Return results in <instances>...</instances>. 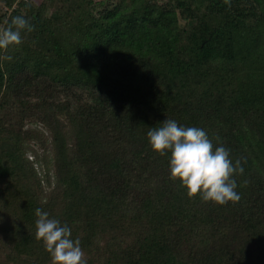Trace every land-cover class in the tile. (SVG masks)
<instances>
[{
  "label": "trees",
  "instance_id": "16d2710c",
  "mask_svg": "<svg viewBox=\"0 0 264 264\" xmlns=\"http://www.w3.org/2000/svg\"><path fill=\"white\" fill-rule=\"evenodd\" d=\"M34 26L0 56V264H51L35 209L85 264H264V0H0ZM166 118L243 174L189 198L154 152Z\"/></svg>",
  "mask_w": 264,
  "mask_h": 264
},
{
  "label": "clouds",
  "instance_id": "9594fccd",
  "mask_svg": "<svg viewBox=\"0 0 264 264\" xmlns=\"http://www.w3.org/2000/svg\"><path fill=\"white\" fill-rule=\"evenodd\" d=\"M33 29L24 15L13 16L6 27H0V52L19 45L21 32ZM4 59L11 57L0 56V60ZM158 125L148 128V143L158 154L169 153V176L180 183L189 198L198 196L218 205L239 201L234 175L243 174L244 169L238 159L231 160L229 149L222 143L214 147L201 127L178 125L176 120L168 118ZM35 215V238L49 253L51 264H85L80 242L72 238L67 224L40 208L35 209Z\"/></svg>",
  "mask_w": 264,
  "mask_h": 264
},
{
  "label": "rangeland",
  "instance_id": "374dc122",
  "mask_svg": "<svg viewBox=\"0 0 264 264\" xmlns=\"http://www.w3.org/2000/svg\"><path fill=\"white\" fill-rule=\"evenodd\" d=\"M37 1V0H36Z\"/></svg>",
  "mask_w": 264,
  "mask_h": 264
}]
</instances>
